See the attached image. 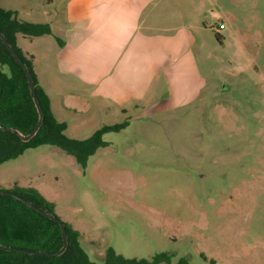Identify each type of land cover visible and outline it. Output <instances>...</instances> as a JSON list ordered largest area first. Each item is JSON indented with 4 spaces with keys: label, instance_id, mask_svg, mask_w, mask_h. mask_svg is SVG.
<instances>
[{
    "label": "rangeland",
    "instance_id": "rangeland-1",
    "mask_svg": "<svg viewBox=\"0 0 264 264\" xmlns=\"http://www.w3.org/2000/svg\"><path fill=\"white\" fill-rule=\"evenodd\" d=\"M74 1L75 13L91 15V0ZM156 1L154 23L162 34L192 24L204 89L183 105L157 96L118 115L113 108L99 111L103 90L71 74L61 100L75 112L63 113L53 102L69 137L128 126L106 134L108 146L86 168L57 146L27 149L0 164V190L36 189L81 233L97 263L113 248L139 259L166 252L172 264H264V0ZM48 2L0 0V6L40 19L48 8L55 11ZM219 25L222 45L215 38ZM46 49L52 52L53 44ZM23 50L50 94L36 59Z\"/></svg>",
    "mask_w": 264,
    "mask_h": 264
},
{
    "label": "crops",
    "instance_id": "crops-1",
    "mask_svg": "<svg viewBox=\"0 0 264 264\" xmlns=\"http://www.w3.org/2000/svg\"><path fill=\"white\" fill-rule=\"evenodd\" d=\"M75 2L49 0L55 11L48 8L40 19L24 17L19 8H6L17 11L22 20L50 24L62 42L58 45L54 34L18 35L22 50L36 59L37 71L49 83L52 110L60 122L66 123L63 116L57 117L54 98L63 113L75 112L61 100L62 87L73 83L68 81L71 74L81 85L103 90L99 111L113 108L118 115L157 96L160 103L183 105L207 85L197 65L192 24L185 22L162 34L154 23L156 0H91L93 11L87 18L74 12ZM185 17L189 16L181 15ZM51 44L54 49L49 52L46 47ZM164 92L168 99L161 98Z\"/></svg>",
    "mask_w": 264,
    "mask_h": 264
},
{
    "label": "trees",
    "instance_id": "trees-1",
    "mask_svg": "<svg viewBox=\"0 0 264 264\" xmlns=\"http://www.w3.org/2000/svg\"><path fill=\"white\" fill-rule=\"evenodd\" d=\"M216 29L215 38L222 45L224 36L219 32V26ZM0 30L28 67L43 115L39 130L27 142L22 141L18 133L8 130H17L25 136L31 134L39 122L40 112L25 71L0 38V164L17 159L27 149L51 145L61 148L73 156L82 168H86L98 149L108 146L104 136L125 129L128 122L104 125L85 139L69 137L66 134L67 123L60 122L54 115L51 98L40 86L32 61L17 46L19 34L52 36L51 25L22 20L17 11L0 6ZM54 37L62 45L59 38ZM0 191L20 197L0 196V245L5 247L0 249V264H101L91 260L82 247L81 233L58 217L55 204L48 202L36 189L15 185ZM51 215L57 221L51 219ZM62 227L65 229V241ZM65 244L67 248L60 255H51L63 249ZM171 258L166 252L152 259L127 258L109 248L102 264H172Z\"/></svg>",
    "mask_w": 264,
    "mask_h": 264
},
{
    "label": "water",
    "instance_id": "water-1",
    "mask_svg": "<svg viewBox=\"0 0 264 264\" xmlns=\"http://www.w3.org/2000/svg\"><path fill=\"white\" fill-rule=\"evenodd\" d=\"M0 38L3 42V44L5 45V47L11 52V54L13 55V57L15 58V60L19 63V65L23 68V70L25 71L26 73V76H27V79H28V83H29V86H30V89H31V92H32V95H33V98H34V101H35V104L38 108V111L40 112V105H39V100L37 98V95H36V89H35V84H34V80L32 78V75L28 69V67L26 66V64L24 63L23 59L20 57V55L14 50V48L11 46V44L8 42L7 38L5 37L4 33L0 30ZM43 122V115L41 114L40 112V119H39V122L37 124V126L35 127V129L33 130V132L29 135H22L20 134L17 130H14V129H8V130H11V131H14L16 133L19 134L20 138L22 139V141L24 142H27L29 140H31L34 135L37 133V131L39 130L41 124ZM0 196H13V197H16V198H20L18 197L17 195L11 193V192H6V191H0ZM51 219L57 221V219L54 217V216H50ZM62 231H63V239L64 241L66 240V236H65V229L64 227H62ZM5 248L4 246L0 245V249H3ZM67 248V245L65 244L63 249L51 254L52 256H58L60 255L65 249Z\"/></svg>",
    "mask_w": 264,
    "mask_h": 264
},
{
    "label": "built area",
    "instance_id": "built-area-1",
    "mask_svg": "<svg viewBox=\"0 0 264 264\" xmlns=\"http://www.w3.org/2000/svg\"><path fill=\"white\" fill-rule=\"evenodd\" d=\"M219 28H220V29H223V25H219Z\"/></svg>",
    "mask_w": 264,
    "mask_h": 264
}]
</instances>
